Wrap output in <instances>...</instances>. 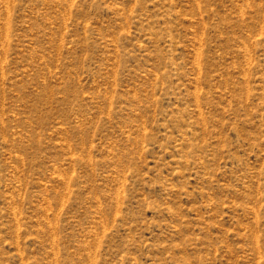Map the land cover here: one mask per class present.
Instances as JSON below:
<instances>
[{
    "label": "rangeland",
    "instance_id": "rangeland-1",
    "mask_svg": "<svg viewBox=\"0 0 264 264\" xmlns=\"http://www.w3.org/2000/svg\"><path fill=\"white\" fill-rule=\"evenodd\" d=\"M0 264H264V0H0Z\"/></svg>",
    "mask_w": 264,
    "mask_h": 264
}]
</instances>
